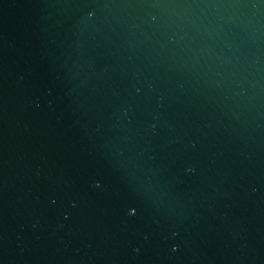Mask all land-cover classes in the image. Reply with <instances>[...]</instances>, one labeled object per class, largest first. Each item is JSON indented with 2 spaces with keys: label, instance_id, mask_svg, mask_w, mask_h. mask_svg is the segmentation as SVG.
Masks as SVG:
<instances>
[{
  "label": "water",
  "instance_id": "1",
  "mask_svg": "<svg viewBox=\"0 0 264 264\" xmlns=\"http://www.w3.org/2000/svg\"><path fill=\"white\" fill-rule=\"evenodd\" d=\"M0 264H264V0H0Z\"/></svg>",
  "mask_w": 264,
  "mask_h": 264
}]
</instances>
